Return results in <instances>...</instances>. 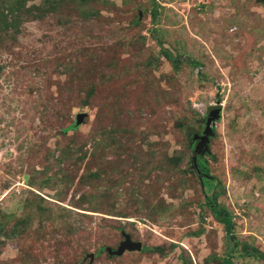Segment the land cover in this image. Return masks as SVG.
<instances>
[{
	"label": "rangeland",
	"instance_id": "obj_1",
	"mask_svg": "<svg viewBox=\"0 0 264 264\" xmlns=\"http://www.w3.org/2000/svg\"><path fill=\"white\" fill-rule=\"evenodd\" d=\"M0 264H264V2L0 0Z\"/></svg>",
	"mask_w": 264,
	"mask_h": 264
},
{
	"label": "water",
	"instance_id": "obj_2",
	"mask_svg": "<svg viewBox=\"0 0 264 264\" xmlns=\"http://www.w3.org/2000/svg\"><path fill=\"white\" fill-rule=\"evenodd\" d=\"M264 2V0H260ZM219 110H220V103L217 102L216 104L212 105L208 116L206 117V124L205 128L203 131V134L200 136L198 145L196 147V150H200V148L204 145L206 141V135L211 132V122L212 120L216 119L219 117ZM85 113H79L77 114L76 118V123H80L84 117ZM195 150V151H196ZM142 245L139 241H133L129 237H126L124 241H122L115 251L116 254L120 255L122 254L125 250H141Z\"/></svg>",
	"mask_w": 264,
	"mask_h": 264
},
{
	"label": "trees",
	"instance_id": "obj_3",
	"mask_svg": "<svg viewBox=\"0 0 264 264\" xmlns=\"http://www.w3.org/2000/svg\"><path fill=\"white\" fill-rule=\"evenodd\" d=\"M201 167V166H203V163L201 162V161H199V165H198V167ZM199 167V168H200ZM201 170V172H202V168H200ZM205 180H201V182L200 183H202V184H204L205 182H204ZM214 183V182H213ZM215 186V185H214ZM206 203H207V205L210 207V209H211V212H212V214L220 221V222H222V223H224V225H225V227H226V229L228 230V231H230V229H231V227H232V219H231V215L228 213V212H225L224 211V208H220L219 206H218V204L215 202V201H213L212 199H211V197L210 196H206ZM143 250H145V251H147V252H157V253H160V254H164V249L161 247V246H145V247H143ZM247 253L248 254H252L250 251H248L247 250Z\"/></svg>",
	"mask_w": 264,
	"mask_h": 264
}]
</instances>
